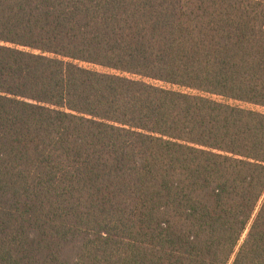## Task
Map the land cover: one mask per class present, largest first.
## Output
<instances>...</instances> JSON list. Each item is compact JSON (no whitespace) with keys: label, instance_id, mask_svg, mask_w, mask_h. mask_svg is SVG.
Masks as SVG:
<instances>
[{"label":"trees","instance_id":"16d2710c","mask_svg":"<svg viewBox=\"0 0 264 264\" xmlns=\"http://www.w3.org/2000/svg\"><path fill=\"white\" fill-rule=\"evenodd\" d=\"M239 103L264 108V0H0V264H264Z\"/></svg>","mask_w":264,"mask_h":264},{"label":"rangeland","instance_id":"374dc122","mask_svg":"<svg viewBox=\"0 0 264 264\" xmlns=\"http://www.w3.org/2000/svg\"><path fill=\"white\" fill-rule=\"evenodd\" d=\"M80 64L85 66V67H89V68L96 69V70H99V71L116 72V71L104 68L102 66H98V65H94V64H90V63H80ZM150 81L154 82L157 85H161V86L168 87V88H175V89H180V90L184 89V88H181L179 86H173L171 84H168V83H165V82H161V81H157V80H150ZM215 97L219 98V99H222V98L217 97V96H215ZM222 100H225V99H222ZM233 103H235V102H233ZM239 104L247 106V107H253V108L258 109L260 111H264V108H262V107H257V106H254V105H251V104H245V103H243V104L239 103ZM244 237H245V234H244L243 238Z\"/></svg>","mask_w":264,"mask_h":264}]
</instances>
